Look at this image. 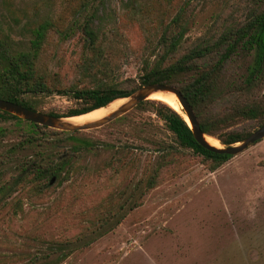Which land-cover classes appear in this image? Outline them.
<instances>
[{
	"label": "rangeland",
	"instance_id": "rangeland-1",
	"mask_svg": "<svg viewBox=\"0 0 264 264\" xmlns=\"http://www.w3.org/2000/svg\"><path fill=\"white\" fill-rule=\"evenodd\" d=\"M242 2L0 0V40L25 51L34 30L46 20L52 23L37 67L50 83L68 86L78 83L75 66L84 54L81 26L92 18L110 45L105 48L115 67L113 79L129 84L181 7L183 52L217 36ZM83 85L88 83L77 84ZM34 100L36 111L43 113L63 114L81 106L55 93ZM24 121L0 119L3 144L19 145L22 158L32 160L57 150L54 139L63 135L33 132ZM258 127L256 121H238L224 131ZM84 136L94 147L82 150L68 181H54L35 193L29 190L32 184L26 185L18 216L0 214V264H264V139L211 170L208 161L178 144L153 109L134 107ZM162 142L181 155L148 189ZM127 148H135L129 163L118 173L111 171L107 166L128 155ZM108 211L117 215L89 233L91 223Z\"/></svg>",
	"mask_w": 264,
	"mask_h": 264
},
{
	"label": "trees",
	"instance_id": "trees-1",
	"mask_svg": "<svg viewBox=\"0 0 264 264\" xmlns=\"http://www.w3.org/2000/svg\"><path fill=\"white\" fill-rule=\"evenodd\" d=\"M242 3L243 6L236 4L230 12L229 23L217 36H207L201 42H194L183 52L185 7H181L159 37L155 48L142 59L137 79L129 84L113 79L115 67L109 62L105 48L110 45L104 37L101 39L99 26L92 18H88L81 26L84 54L81 62L75 66L78 83L68 86L50 83L47 74L37 67L47 31L52 27V23L46 20L34 30L29 48L25 51L14 50L4 40H0V98L37 110L36 96L54 93L66 95L81 106L63 114L45 112L64 117L106 107L128 97L143 85L172 84L186 97L204 134L218 139L223 145L236 143L251 132L225 129L238 121H256L259 126L264 123V0H243ZM59 34L64 39L70 37L67 32ZM184 77L188 80L184 81ZM83 81L88 85L77 86ZM135 108L153 109L178 144L208 161L211 170L233 157L202 147L194 139L182 114L167 103L146 99ZM6 117L23 121L0 110V119ZM24 122L31 126L33 132L37 129L49 130L51 134L63 137L54 139L56 151L41 154L33 160L22 158L19 145L3 144L0 139V214L4 213L3 218L6 219H15L20 213V194L26 185L32 184L29 190L35 193L54 181L58 184L68 181L82 150L94 147L84 136L85 131H59ZM30 137H33L32 134H29ZM68 141L73 142L69 147L64 145ZM134 149L127 148L128 155L115 158L107 167L118 173L129 163ZM157 151L158 162L147 178L148 189L156 185L165 169L181 155L179 150L164 142ZM115 215L110 211L105 212L91 223L89 233L105 227Z\"/></svg>",
	"mask_w": 264,
	"mask_h": 264
},
{
	"label": "water",
	"instance_id": "water-1",
	"mask_svg": "<svg viewBox=\"0 0 264 264\" xmlns=\"http://www.w3.org/2000/svg\"><path fill=\"white\" fill-rule=\"evenodd\" d=\"M170 92L175 95L178 102L181 105L183 112L185 113L190 129L192 130V134L194 139L205 149L215 152L218 154H228L231 156H236L245 150H247L250 146L255 144L256 142L264 139V123L260 125L257 129L252 131L249 135H247L242 140L230 144V145H223L220 143L221 147H215L210 145L205 137L207 136L204 134L199 127L198 119L187 101L186 97L182 94V92L172 84H163V83H152L143 85L140 88L136 89L131 95L126 98L125 102H123L117 109L110 112L106 117L87 122L82 125H74L63 121L66 117H73L79 115H71V116H64V117H56L53 115H49L40 111L32 110L26 107H23L19 104L13 103L9 100L1 99L0 98V110L5 111L7 113L13 114L25 121L33 122L42 126H46L51 129L59 130V131H67V132H74V131H86L90 129H96L102 127L113 120L119 118L120 116L124 115L125 113L132 110L136 107L140 102L151 99L149 96L154 92ZM86 114V113H83ZM80 114V115H83ZM216 139V138H215Z\"/></svg>",
	"mask_w": 264,
	"mask_h": 264
},
{
	"label": "bare ground",
	"instance_id": "bare-ground-1",
	"mask_svg": "<svg viewBox=\"0 0 264 264\" xmlns=\"http://www.w3.org/2000/svg\"><path fill=\"white\" fill-rule=\"evenodd\" d=\"M149 97L152 99L161 100V101L167 103L168 105L173 107L175 110H177L180 114H182V116L187 120L185 113L182 111L180 103L178 102L177 98L175 97V95L173 93L158 91V92L152 93ZM120 100H122V99H120ZM120 100L114 101L106 107H101V108L95 109V110L88 112L86 114H83V115L66 117L63 119V121L70 123V124H74V125H82V124H85L87 122H91V121H95V120L104 118L110 112L114 111L115 109H117L120 106L119 105L116 108H114V106ZM90 119H92V120H90ZM205 139L210 145L215 146V147H221L220 143L216 139H214L213 137H210L207 135L205 137Z\"/></svg>",
	"mask_w": 264,
	"mask_h": 264
}]
</instances>
